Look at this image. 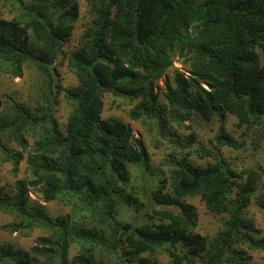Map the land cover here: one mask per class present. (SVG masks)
<instances>
[{
  "label": "trees",
  "instance_id": "obj_1",
  "mask_svg": "<svg viewBox=\"0 0 264 264\" xmlns=\"http://www.w3.org/2000/svg\"><path fill=\"white\" fill-rule=\"evenodd\" d=\"M86 3L92 19L68 58L78 85L66 90L57 79V63L80 17L78 0H11L12 19H0V75L22 78L29 67L41 74L48 89L34 108L9 96L0 101V163H11L17 174L25 161L30 172L28 178L16 180L13 191L0 188V212L13 217L1 229L25 238L36 230L45 234L30 250L0 243V264H98L101 254L115 264H157L141 255L158 253L167 254L171 264H196L198 259L202 264H252L248 252L238 245L264 251V238L252 235V224L244 217L261 179L257 167L238 174L213 150L200 145L196 151L214 162L194 168L187 157L196 144L195 134L186 143L174 134L177 139L171 143L188 151L172 171V193L167 181H161L152 193V216L141 225L123 223L115 194L128 184V165L144 164L149 153L140 139L131 140L123 123L105 120L102 113L105 95L144 98L129 117L156 126L161 134L168 117L191 130L185 122L229 114L239 127L255 129L250 145L260 149L264 0ZM176 59L189 74L175 72L164 93L167 103L161 105L155 82ZM62 90L73 108L64 130L54 117ZM216 142L236 150L248 145L238 143L224 129ZM188 170L197 173L199 181L193 189L183 190L181 181L184 185L194 181ZM33 190L42 202H58L69 207V213L48 215L41 204L31 201ZM188 196H200L210 212L229 215L211 240L194 233L195 214L180 200ZM129 202L137 213L147 207L136 195ZM174 205L179 206V214L159 209Z\"/></svg>",
  "mask_w": 264,
  "mask_h": 264
},
{
  "label": "rangeland",
  "instance_id": "obj_2",
  "mask_svg": "<svg viewBox=\"0 0 264 264\" xmlns=\"http://www.w3.org/2000/svg\"><path fill=\"white\" fill-rule=\"evenodd\" d=\"M11 0H0V19L11 20L13 14L10 13L12 6ZM80 17L74 25L70 39L64 44L62 55L60 56L57 67L59 80L62 88L75 87L78 85V79L68 66V58L71 53L79 46V41L86 25L91 21L92 15L89 12L86 0H78ZM180 71L186 75L187 67L182 64L181 60L176 59L173 66L155 82L154 92L157 95V102L161 105H166L167 101L164 97L168 84L174 82L175 72ZM48 92V89L43 86L41 74L29 67H25L24 76L22 78L13 79L7 75H0V101L4 102L5 96L13 98L17 102H22L30 108H34L38 101L43 98L42 93ZM59 103L55 106L54 117L57 119L62 130L65 129L68 118L72 112V106L65 97V91H60L58 97ZM144 101V98L137 99H119L111 95L103 97V113L102 118L105 120L115 118L125 125L131 131L132 141L140 139L148 153L149 160L142 165H128L127 175L129 177L128 184L121 185L117 192L118 200V217L123 223H132L141 225L152 216L154 203L152 193L158 189V183L163 180L167 181V191L172 193V171L178 168V164L185 157L188 149H182L174 146L171 140L180 139L182 143H186L188 136L191 133L195 134L196 144L189 151L192 153L187 157L188 162L194 168L206 167L209 163H213V158L206 157L202 152H197L200 145L213 150L225 163L234 169L238 174H242L244 168L257 167L261 173L258 189L251 200V204L245 211L244 217L251 222L252 235L256 239L264 238V139L262 146L257 151L254 146L250 145L254 138L255 129L239 127L238 120L232 115L225 117L215 115L211 121H206L200 118H194L191 121L185 122L186 125H191V130L185 127L178 126L168 117L167 128L163 134L160 133L156 126H147L142 121H134L129 117L130 110L138 103ZM3 105L1 110L5 109ZM159 111V109H158ZM170 110H167L169 114ZM158 113V112H157ZM166 114V113H165ZM156 121V119H154ZM224 127V128H222ZM224 131L238 143L246 142L247 149L236 150L229 147H220L216 139ZM176 134L178 137L174 136ZM133 143V142H132ZM30 172L24 161L18 170V173H13V165L11 163H0V188H5L7 191L14 190L16 180L28 178ZM138 196L141 202L147 204V207L137 213L135 207L129 202V197ZM41 195L33 190L30 193L32 202L39 203L43 206L46 213L52 217L66 215L69 213V207H66L58 202L44 203L41 200ZM181 202L188 207L190 213H194L197 219V225L194 228V233L200 234L203 237L211 240L218 232L223 229V223L229 218V215L215 214L210 212L200 196H188L181 198ZM148 213V214H146ZM13 221V217L0 212V243L10 242L16 246L23 247L26 250L34 245L35 240L45 235L43 231L36 230L27 238L19 235H10L2 231L1 227ZM238 248L245 249L250 256V263L264 264V251L248 250L246 245H238ZM77 252L72 251L75 255ZM141 257H148L157 264H171V259L167 254L158 253L156 255L143 254ZM98 264H115L114 260L106 255L98 256ZM196 264H202L200 260H196Z\"/></svg>",
  "mask_w": 264,
  "mask_h": 264
},
{
  "label": "water",
  "instance_id": "obj_3",
  "mask_svg": "<svg viewBox=\"0 0 264 264\" xmlns=\"http://www.w3.org/2000/svg\"><path fill=\"white\" fill-rule=\"evenodd\" d=\"M189 173V175L194 179L193 183H191L190 185H184L183 181L180 182V186L183 190H191L193 189L196 184L199 181V175L197 173H195L194 171H187ZM159 209L161 211H168L171 212L173 214H179V206L178 205H174V206H160Z\"/></svg>",
  "mask_w": 264,
  "mask_h": 264
}]
</instances>
